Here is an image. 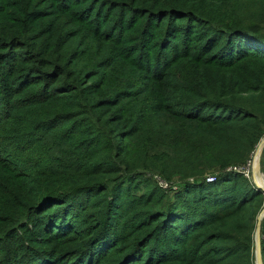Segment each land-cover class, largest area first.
Here are the masks:
<instances>
[{
	"label": "trees",
	"instance_id": "trees-1",
	"mask_svg": "<svg viewBox=\"0 0 264 264\" xmlns=\"http://www.w3.org/2000/svg\"><path fill=\"white\" fill-rule=\"evenodd\" d=\"M263 137L264 0H0V264H256Z\"/></svg>",
	"mask_w": 264,
	"mask_h": 264
},
{
	"label": "rangeland",
	"instance_id": "rangeland-1",
	"mask_svg": "<svg viewBox=\"0 0 264 264\" xmlns=\"http://www.w3.org/2000/svg\"><path fill=\"white\" fill-rule=\"evenodd\" d=\"M257 149H258V146H257L256 150L253 152V155H252L249 163L247 164V166L242 168V170H244L245 172H247L249 174V176L247 177V175L244 173V176L246 178H248L253 183H254V175H255L257 181L259 182L257 170L262 175L261 177L264 180V173L262 171V163H261L263 152H262V155H257ZM263 151H264V149H263ZM256 164H257V168H256ZM160 187H161V185H160ZM134 194H137V197L139 195L135 189L132 190V195H134ZM133 197H135V196H133ZM261 236H262V234H261ZM255 254H256V233H255Z\"/></svg>",
	"mask_w": 264,
	"mask_h": 264
},
{
	"label": "water",
	"instance_id": "water-1",
	"mask_svg": "<svg viewBox=\"0 0 264 264\" xmlns=\"http://www.w3.org/2000/svg\"><path fill=\"white\" fill-rule=\"evenodd\" d=\"M258 148L260 149V155H262L263 149H264V138L260 141ZM257 149V151H259ZM264 182V180H263ZM254 183L255 185L264 191V183L261 184L257 181L255 175H254ZM264 218V211L259 215L258 217V223H257V230H256V264H264L263 260V253H262V236H261V225Z\"/></svg>",
	"mask_w": 264,
	"mask_h": 264
},
{
	"label": "built area",
	"instance_id": "built-area-1",
	"mask_svg": "<svg viewBox=\"0 0 264 264\" xmlns=\"http://www.w3.org/2000/svg\"><path fill=\"white\" fill-rule=\"evenodd\" d=\"M242 168H244V167H235V168H233V170L234 171H236V172H241V173H245L246 175H247V177L249 176V174L247 173V172H245L244 170H242ZM209 181H213V180H215V179H213V177H209V179H208Z\"/></svg>",
	"mask_w": 264,
	"mask_h": 264
},
{
	"label": "bare ground",
	"instance_id": "bare-ground-1",
	"mask_svg": "<svg viewBox=\"0 0 264 264\" xmlns=\"http://www.w3.org/2000/svg\"><path fill=\"white\" fill-rule=\"evenodd\" d=\"M259 149V148H258ZM257 155H260V149L259 151H257ZM256 168H257V164H256ZM257 173H258V180H259V183L263 184V178L261 177L262 175L259 173V171L257 170Z\"/></svg>",
	"mask_w": 264,
	"mask_h": 264
}]
</instances>
